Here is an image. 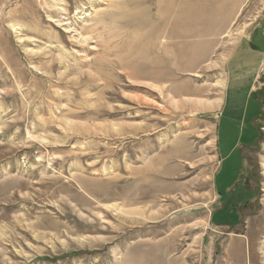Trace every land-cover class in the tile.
I'll list each match as a JSON object with an SVG mask.
<instances>
[{
	"label": "rangeland",
	"instance_id": "1",
	"mask_svg": "<svg viewBox=\"0 0 264 264\" xmlns=\"http://www.w3.org/2000/svg\"><path fill=\"white\" fill-rule=\"evenodd\" d=\"M0 23V264H264V0Z\"/></svg>",
	"mask_w": 264,
	"mask_h": 264
},
{
	"label": "crops",
	"instance_id": "2",
	"mask_svg": "<svg viewBox=\"0 0 264 264\" xmlns=\"http://www.w3.org/2000/svg\"><path fill=\"white\" fill-rule=\"evenodd\" d=\"M255 52V51H254ZM258 53L260 54V55H258ZM256 54V57H255V59H259V58H257V57H262V55H264V49H259L258 48V51L257 52H255L254 53V55ZM253 63L255 64V63H257V61L255 60H253ZM252 82H253V80H252ZM229 89H230V92L231 93H234V95L235 94H240V95H242L241 97H242V99H244L245 97V95H246V93L249 91V88L251 87L250 86V84L249 83H245L243 86L242 85H238V83H236L235 81H232L229 85ZM245 94V95H244ZM230 101H232V100H230ZM242 102H243V100H242ZM232 119H234V120H236L233 116L231 117ZM233 120V121H234ZM228 121H230L229 119H228Z\"/></svg>",
	"mask_w": 264,
	"mask_h": 264
},
{
	"label": "bare ground",
	"instance_id": "3",
	"mask_svg": "<svg viewBox=\"0 0 264 264\" xmlns=\"http://www.w3.org/2000/svg\"><path fill=\"white\" fill-rule=\"evenodd\" d=\"M0 25H1V23H0ZM83 42H85L84 40H82ZM166 49V48H165ZM151 60V59H150ZM148 63V62H147ZM152 66V65H151ZM161 68V67H160Z\"/></svg>",
	"mask_w": 264,
	"mask_h": 264
}]
</instances>
